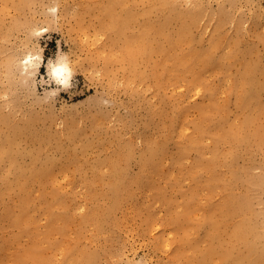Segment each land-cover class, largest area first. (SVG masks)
<instances>
[{"label": "rangeland", "instance_id": "1", "mask_svg": "<svg viewBox=\"0 0 264 264\" xmlns=\"http://www.w3.org/2000/svg\"><path fill=\"white\" fill-rule=\"evenodd\" d=\"M250 223L260 264L264 0H0V264H237Z\"/></svg>", "mask_w": 264, "mask_h": 264}, {"label": "bare ground", "instance_id": "2", "mask_svg": "<svg viewBox=\"0 0 264 264\" xmlns=\"http://www.w3.org/2000/svg\"><path fill=\"white\" fill-rule=\"evenodd\" d=\"M39 58V57H38ZM41 58V57H40ZM59 63H63V59H61L60 61H58ZM57 62V63H58ZM38 61L36 59H34V55H29L26 57V62H24V65H22V69L27 70V73L30 74L32 69L35 67V65H37ZM57 63H54L52 66H50L49 68V74L52 76V71L53 68L57 65ZM23 64V63H22ZM71 67V65H70ZM72 72H73V68L71 67ZM249 98V96L247 97V99ZM151 154L153 155L154 152L152 151ZM115 178H121L118 173H116V177ZM114 184V182L112 183V185ZM112 194L113 197L116 199L118 198V192L115 189V185L112 188ZM250 227H251V223L247 224V225H243L239 228V230L237 231V236L239 238V240H241L245 246L247 247V251L246 254L243 255L244 258H242L241 262H238L237 264H242V261L245 260L247 258V256H251L253 254V251L257 249L256 246V242L254 241L253 238H256V236H249V234H251L250 231ZM226 260H233L230 256H225ZM237 260V258L235 259V261ZM260 264H264V249L262 250L261 254H260Z\"/></svg>", "mask_w": 264, "mask_h": 264}, {"label": "clouds", "instance_id": "3", "mask_svg": "<svg viewBox=\"0 0 264 264\" xmlns=\"http://www.w3.org/2000/svg\"><path fill=\"white\" fill-rule=\"evenodd\" d=\"M63 63H57V65L53 68L52 71V80L51 81H47L45 80V82L43 84H40L41 86L45 85V84H52L55 83V85H57V88L54 89H50V90H45L51 93V96L53 98L57 97L59 95L60 90H68L70 89L73 85H72V80H73V72L72 69L69 65V62L67 60V57L65 56L63 58ZM41 79H44V77H41ZM37 87V85H36ZM60 89V90H58Z\"/></svg>", "mask_w": 264, "mask_h": 264}]
</instances>
